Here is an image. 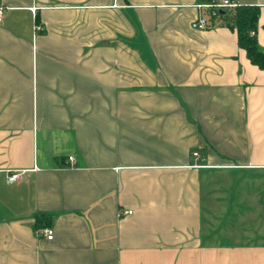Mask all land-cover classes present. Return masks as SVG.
<instances>
[{
  "label": "crops",
  "instance_id": "crops-1",
  "mask_svg": "<svg viewBox=\"0 0 264 264\" xmlns=\"http://www.w3.org/2000/svg\"><path fill=\"white\" fill-rule=\"evenodd\" d=\"M209 1L0 0V264H264V70Z\"/></svg>",
  "mask_w": 264,
  "mask_h": 264
},
{
  "label": "trees",
  "instance_id": "trees-1",
  "mask_svg": "<svg viewBox=\"0 0 264 264\" xmlns=\"http://www.w3.org/2000/svg\"><path fill=\"white\" fill-rule=\"evenodd\" d=\"M225 11L226 13L223 14L219 12L212 19L218 21L221 26L235 31L239 48L245 52L247 58L255 66L264 70V49L260 46L257 37L261 8L254 5H239L236 8L226 9ZM45 228H49L47 220L38 219L35 229L41 230Z\"/></svg>",
  "mask_w": 264,
  "mask_h": 264
},
{
  "label": "built area",
  "instance_id": "built-area-1",
  "mask_svg": "<svg viewBox=\"0 0 264 264\" xmlns=\"http://www.w3.org/2000/svg\"><path fill=\"white\" fill-rule=\"evenodd\" d=\"M239 4L235 0H210L207 4L201 5L200 7L207 11V15L200 16L197 20L193 21L191 24V28L193 30H205L209 25V20L212 17H215L221 10L233 9L238 7ZM35 9V8H34ZM5 8L0 7V20L3 17ZM195 157H198V154H194ZM69 162H75L74 157H69ZM22 172L18 171H10L7 173V182L10 184L16 183L21 179ZM131 211L123 212V214H131ZM43 233L47 237L48 240H52L54 238V232L51 228H45Z\"/></svg>",
  "mask_w": 264,
  "mask_h": 264
},
{
  "label": "water",
  "instance_id": "water-1",
  "mask_svg": "<svg viewBox=\"0 0 264 264\" xmlns=\"http://www.w3.org/2000/svg\"><path fill=\"white\" fill-rule=\"evenodd\" d=\"M220 13H221V14H223V13H226V11H224V10H221V11H220Z\"/></svg>",
  "mask_w": 264,
  "mask_h": 264
}]
</instances>
